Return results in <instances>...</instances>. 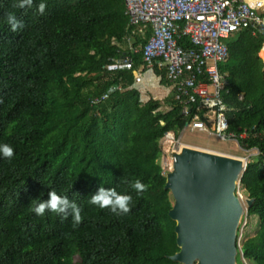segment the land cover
<instances>
[{
  "label": "trees",
  "instance_id": "1",
  "mask_svg": "<svg viewBox=\"0 0 264 264\" xmlns=\"http://www.w3.org/2000/svg\"><path fill=\"white\" fill-rule=\"evenodd\" d=\"M17 3L0 0V144L14 150L11 159L0 154V264H178L170 259L179 248L159 159L165 133L177 137L188 118L173 99L168 110L159 99L142 102L130 88L131 69L108 68L125 38L142 44L151 27L130 23L125 0H33L23 9ZM9 12L23 29L11 31ZM263 44L264 33L239 28L221 65L229 129L254 126L255 136L239 141L260 150L240 179L254 198L247 213L259 222L238 264H264ZM132 56L144 67L141 53ZM157 71L166 83V69ZM112 86L121 90L102 97ZM134 180L147 190L137 193ZM99 187L130 195V212L90 204ZM50 190L77 203L81 223L34 213Z\"/></svg>",
  "mask_w": 264,
  "mask_h": 264
},
{
  "label": "built area",
  "instance_id": "2",
  "mask_svg": "<svg viewBox=\"0 0 264 264\" xmlns=\"http://www.w3.org/2000/svg\"><path fill=\"white\" fill-rule=\"evenodd\" d=\"M125 13L133 25L149 24L151 33L142 44L125 38L126 47L111 59L108 68L131 69L133 83L130 88H138L140 99L144 101L143 74L164 67L168 81L163 99L165 103L173 99L181 106V114L188 118L185 128L235 141L245 152L237 157L246 167L260 150L257 146H243L239 139L254 137L256 132L254 126L238 133L229 129L228 108L223 99L227 79L221 65L230 57L229 41L236 30L249 27L264 33V0H125ZM184 39L189 40V45L182 42ZM132 53H141L144 67L135 65ZM116 89L120 88L112 86L102 97ZM214 100L222 104L212 106ZM221 115L227 118L228 127L218 134L216 127ZM173 135L168 150L171 162L161 164L163 173L172 166ZM237 193L243 198L239 190Z\"/></svg>",
  "mask_w": 264,
  "mask_h": 264
},
{
  "label": "water",
  "instance_id": "3",
  "mask_svg": "<svg viewBox=\"0 0 264 264\" xmlns=\"http://www.w3.org/2000/svg\"><path fill=\"white\" fill-rule=\"evenodd\" d=\"M172 167L165 172L175 221L178 264H238L239 230L253 197L235 194L243 160L211 149L179 146L171 150ZM242 246V244H241Z\"/></svg>",
  "mask_w": 264,
  "mask_h": 264
},
{
  "label": "clouds",
  "instance_id": "4",
  "mask_svg": "<svg viewBox=\"0 0 264 264\" xmlns=\"http://www.w3.org/2000/svg\"><path fill=\"white\" fill-rule=\"evenodd\" d=\"M32 5H33V0H18V3L15 5V7L23 9L26 7L31 8ZM45 9H46L45 3L41 2L37 5V11L41 15L45 13ZM7 23L10 26L12 32H18L24 27L23 21L18 19L17 16L11 12L7 13ZM150 98L151 97H149L146 101H148ZM216 104H222V102L219 100H214L211 102L212 106H215ZM227 127H228L227 118L221 115L217 123L216 132L218 134L223 133L227 130ZM0 154H2L3 157L5 158L11 159L14 155V150L11 145L7 143H3L0 144ZM168 170H166L165 172H167ZM131 187L134 190H136L137 193H142L147 190V185H145L140 180L132 181ZM237 188H235L236 189L235 194L241 200H243L245 195H242L243 198H241L237 193L238 191ZM89 203L96 205L101 209L107 208L112 213L120 215V214H127L128 212H130L132 197L128 194L118 193L115 190V188L112 187L109 188L99 187L98 190L95 192V194L91 195L89 199ZM32 210L38 216H43L46 210L61 215L62 219H66L69 216H71L74 226L78 225L82 221L81 209L77 205V203L75 201L69 200L67 196H62L57 194V192L54 190H50L48 192V198L46 200H41L38 203H36ZM246 210L247 208L245 209V211Z\"/></svg>",
  "mask_w": 264,
  "mask_h": 264
},
{
  "label": "rangeland",
  "instance_id": "5",
  "mask_svg": "<svg viewBox=\"0 0 264 264\" xmlns=\"http://www.w3.org/2000/svg\"><path fill=\"white\" fill-rule=\"evenodd\" d=\"M262 51L264 52V44H263L261 51L259 52L260 56L264 58V54H261ZM158 99H160L162 103L168 104V102L165 103L162 97ZM142 100L145 101V97H143ZM161 109L165 110L167 108H165L162 105ZM185 127L186 126L183 127V129L181 130L180 134L177 137L173 135V142L171 146H173L175 143H178L179 146L188 145V146H193V147L210 148L217 152L226 153V154L235 155V156L244 155L245 153L239 148L238 144L235 141L233 142V141H228V140H222L218 136L212 133H207L204 131H200L198 129H194V128L190 129L189 127L188 128H185ZM171 134H174V133L172 132ZM171 139L172 138L170 137L162 138V142H161L162 154L159 159V162L162 165H166L171 162V160L168 157V150L171 144L170 142ZM238 190L242 193V195H245V196L247 195V192L244 190V187L242 186L241 182H239ZM258 222L259 220L257 218V215H248L247 210L245 211L244 216H243L242 225L240 227L239 235H238L239 247H241V244L243 243L244 240H246L248 237L255 234V232L258 229ZM243 262L244 264H253L250 260H247L244 258H243Z\"/></svg>",
  "mask_w": 264,
  "mask_h": 264
},
{
  "label": "crops",
  "instance_id": "6",
  "mask_svg": "<svg viewBox=\"0 0 264 264\" xmlns=\"http://www.w3.org/2000/svg\"><path fill=\"white\" fill-rule=\"evenodd\" d=\"M159 68L160 67H156L155 72H150L152 74V77L149 73L143 74L142 84L146 89V93L144 94L145 99H148L149 97L157 99L161 97L164 98L165 92L167 90V83L162 82L161 75L157 71ZM162 105L165 108L168 107L167 104L162 103Z\"/></svg>",
  "mask_w": 264,
  "mask_h": 264
},
{
  "label": "bare ground",
  "instance_id": "7",
  "mask_svg": "<svg viewBox=\"0 0 264 264\" xmlns=\"http://www.w3.org/2000/svg\"><path fill=\"white\" fill-rule=\"evenodd\" d=\"M261 54H264V52L262 51ZM170 134H171V132H168V134H167V138L170 137ZM234 156H235V155H234ZM236 157H237V156H236ZM243 163H244V162H243Z\"/></svg>",
  "mask_w": 264,
  "mask_h": 264
}]
</instances>
